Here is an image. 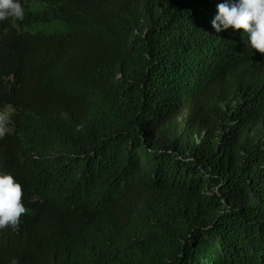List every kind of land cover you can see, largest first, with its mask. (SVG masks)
<instances>
[{
	"label": "trees",
	"instance_id": "1",
	"mask_svg": "<svg viewBox=\"0 0 264 264\" xmlns=\"http://www.w3.org/2000/svg\"><path fill=\"white\" fill-rule=\"evenodd\" d=\"M221 2L21 0L0 21V173L27 209L0 264H264V53L212 28Z\"/></svg>",
	"mask_w": 264,
	"mask_h": 264
},
{
	"label": "clouds",
	"instance_id": "2",
	"mask_svg": "<svg viewBox=\"0 0 264 264\" xmlns=\"http://www.w3.org/2000/svg\"><path fill=\"white\" fill-rule=\"evenodd\" d=\"M216 8L211 25L217 33L242 29L251 49L264 53V0H223ZM24 15L21 0H0V21L10 17L23 20ZM22 197L21 184L10 173H0V229L18 228L20 217L27 211Z\"/></svg>",
	"mask_w": 264,
	"mask_h": 264
},
{
	"label": "rangeland",
	"instance_id": "3",
	"mask_svg": "<svg viewBox=\"0 0 264 264\" xmlns=\"http://www.w3.org/2000/svg\"><path fill=\"white\" fill-rule=\"evenodd\" d=\"M28 7H29V10L36 11V10H41L45 8V5L32 3V4H29ZM36 29L45 30L49 32H52V31L60 32V31H64L65 27L60 22L55 21V22H51L50 24L36 26L28 30L34 31ZM11 113H12V109L9 107H4L0 109V133L2 134L12 131V128L9 122V116Z\"/></svg>",
	"mask_w": 264,
	"mask_h": 264
}]
</instances>
